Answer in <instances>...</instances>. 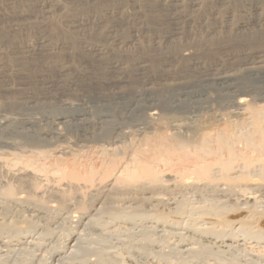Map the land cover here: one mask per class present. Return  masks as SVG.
I'll list each match as a JSON object with an SVG mask.
<instances>
[{"label": "bare ground", "instance_id": "6f19581e", "mask_svg": "<svg viewBox=\"0 0 264 264\" xmlns=\"http://www.w3.org/2000/svg\"><path fill=\"white\" fill-rule=\"evenodd\" d=\"M181 2V0H171L170 4L168 3L166 6L169 7L168 10H172L176 7H182L184 4L181 5ZM201 3L202 0H192L189 6L193 9L199 8ZM160 5L162 6V4ZM253 8L250 11V7L241 6L239 13L242 16L239 14L238 18L236 15L234 16V13L236 14L237 12H233V14L224 12L221 19L215 16L219 15L220 11L213 13L215 16L213 20L214 22L216 21L217 26L208 32L205 37L203 36L204 34L202 36L201 34L200 36L197 35L199 36L195 38L197 39V42L195 41L197 44L193 42L198 47H202L203 50L207 49L209 52H218L220 48L222 50L230 48L228 54L227 52L224 53L227 55L222 53L223 57L221 58L220 56L218 61H216L218 58L213 60L216 62H211V64L201 60L199 56L193 55L194 53L192 52V54L188 50L189 47L184 46L190 42L189 37L187 38L186 36L184 41L179 40L183 32L184 27L182 25L184 23L182 24L180 16H178L179 18H173L175 20L173 24L175 25L172 24L174 27L166 32L165 45L161 47L160 44L155 43L156 45L154 44L153 47L154 50L159 52V55L164 49L169 50V52L173 51L172 53L178 51L177 58L179 57L182 61L181 66L183 68H180L183 69L184 76L178 73L180 76L172 79H168L170 77L165 76L169 74V68L171 67L169 58L168 60L166 59L168 56H165L166 58L162 57L164 63H162V66L158 62L157 66L159 68L156 72L160 73V75L156 78H146L148 63L146 60H139L138 62L134 61L135 63H133L131 68L132 72L134 71V78L132 80L121 79L119 72L122 71L123 67L120 68V63H116L117 60L113 61L107 57L108 54H106L105 47L99 45V43L96 44L94 42V44L92 43L93 41L88 43L92 37H89L88 41L79 39L80 43L78 42L79 37L77 38L76 31L83 27L84 22H80L82 19H79L80 21L74 19L67 22V29L63 34L67 37L68 44L71 47H74L75 42H78V46L76 45L73 48L74 51L78 49L77 53L84 55L87 60L100 63L98 76L105 79V81L102 80L104 82H99L98 80L94 82L80 75V78H71L68 75V70L64 68L66 65L64 66L63 62L59 60L61 53L52 45L48 46V43L46 44L43 38L36 40V46L40 49L42 55L55 59L52 60L55 67L53 66L50 70L54 76L49 78L46 76L47 79L40 83V90L46 96L36 99L30 98L27 101L28 103H36L39 107L47 105L48 98L56 96L51 91L52 89L59 90L62 99L64 94L70 92L71 88L79 84H86L88 88L98 89L96 90L97 97L106 101L109 97L107 90H118V88L122 89L124 86L129 87L132 85L133 88L129 89L130 92L128 93L131 98L137 100L136 98L139 97L140 99L147 95L150 97L149 100L147 99L148 101L155 102V104L148 106L149 108L145 110L144 114V121L149 126L147 130H151L153 133L150 136L152 144L150 143L147 146L150 149L152 146L151 150L153 152L150 151L151 156L148 159L135 157V155H139L138 152L134 156L131 154L135 158L129 159L127 164L124 162L126 165L123 162L119 163L120 159H117L119 161L117 162L115 156L112 159L108 158L107 166L104 167L103 164V166H100L104 167L102 170L100 169V173H94L89 168L81 172L73 164L74 162L68 164L70 162L68 160L67 164L65 162L61 163L60 166L58 165L59 168L55 165L57 167L56 173L59 174V178H61L63 183L58 180L61 183H59L60 187H56L55 193L50 198L51 204L48 206H44L41 202L39 204L36 200V202L34 200L31 201L35 198L31 199L29 198L31 195L29 197L27 195L30 194L31 187L34 188L32 185L34 181L36 182V175L29 172L23 173L20 170L16 173L13 172L8 183L10 184L11 182L15 186L8 185L7 188L5 185L6 197L0 198V264H264V130L260 125H255L256 130L253 136L244 137L245 140L243 139L247 144V148L243 146L244 148L239 151L232 147L230 135H214L208 134V132L203 134L202 131L205 130L207 125L203 120H197L196 123L194 121H192L193 123H185L186 121L179 120L177 116L178 119L172 114L163 117L160 111V108L170 110L176 106L172 104L173 99L171 101L167 100L166 94H173V96L175 92L176 94L177 92L188 94L192 90L196 91L205 85L212 86L215 83L224 86V84L234 82L236 75L238 77H254V82L259 80L260 76H264V49L261 46V48H258L259 46L253 47L255 43L264 41V10L262 9L263 11H261L257 4ZM162 10L164 11V8ZM44 17L48 18L51 16L46 12ZM170 22L172 23V21ZM124 23L126 22L124 21ZM203 23L206 24L205 21ZM120 25H113L109 30L105 29L102 31V35H109L114 30L116 31L113 27L119 28ZM19 28L13 25L9 30H0V38H4L10 32L15 36L19 35L22 32ZM221 32H224L223 36H219ZM139 33H141L139 29H133L129 31L125 41H118L115 38L111 41L110 49H124L129 45L137 44ZM84 37L87 38V36ZM180 38L183 39V36ZM25 46L20 43L18 49L23 60L27 58L29 59L28 62H30L33 58L28 56L30 54L26 52L27 49L24 50ZM183 46L184 48L181 49ZM139 48L142 47L139 45ZM61 49L63 50V48ZM209 52H206L209 54L207 58L211 59L213 53ZM50 64L52 65L53 62ZM149 70L151 69L149 68ZM137 81H139L140 85L138 89H135L134 83ZM246 82L241 85L242 90L250 89L248 85H251L253 80L252 82ZM229 85L231 83L228 84V87ZM20 86H15L6 81L1 83L0 86V92L2 91L5 94L4 97L9 99L7 100L9 101L10 109L13 108L17 112L24 104V99L21 96V98L16 96L17 94H22V87ZM251 89H254L253 85ZM262 89L264 90V88ZM126 90L128 91V89ZM118 94L121 96L127 93L116 92L112 95ZM175 97L177 99L178 96ZM235 99L234 104L238 112L233 115L237 116V118L252 120L250 112L255 113V111H247L248 105H250L247 95L242 94ZM174 101L176 100L174 99ZM258 112L253 117H257ZM18 115L20 114L18 113L14 116ZM14 116L7 117L8 119L5 117L6 121H2L3 119L1 118L2 123L0 125L9 124L8 127H11L15 124L35 125L37 123L32 118H19L20 116L16 118ZM58 117L55 119H65L64 115H59ZM91 124L93 123L90 122ZM147 126L145 127L147 128ZM5 127L7 128V126ZM3 128L1 127V129ZM87 129L91 128L87 127ZM181 129L189 130L191 135L189 137L183 136L182 132H180ZM165 130H169V132L163 134L162 131ZM114 131L115 128L103 137L110 149H113L118 142L116 139L117 134H114ZM127 132L121 130L120 133L122 134L120 136L129 137ZM136 133L138 134V131ZM138 136L144 137V141L150 139L149 136L145 137L144 132H140V130ZM214 138L216 139L214 140ZM212 141L214 144H212ZM189 146H191V149L188 148ZM242 149L243 151L241 152ZM9 154L0 153V165L6 161L5 158L13 157L12 152L11 155ZM9 164H11V161ZM49 177H51V174ZM97 178L100 181H105H102L103 185L101 182L99 183L100 187L95 182ZM117 181L119 183H117L118 186L121 184L120 182L123 183L121 184L122 186L115 187L114 183L116 184ZM81 182L85 188L94 182V185L98 186L91 189L93 185H90L89 189L91 190H87L89 192L88 197H86L88 198L87 201L84 200L85 196H82L84 197L82 198L79 196L80 194L75 196L74 194L73 196L69 194L71 188L72 190L79 188ZM0 185H2V181H0ZM2 187V191H4L5 187L2 185L0 189ZM63 187L69 188L68 194L71 198L73 197V202H75L73 204L75 205L74 215L71 214L72 207H68L71 202L68 200L69 203L67 202L66 204V201H64L65 197L64 200L61 199L57 193ZM31 193H33L32 190ZM193 198L194 202L191 201ZM13 208L16 213L18 212V215L14 217L12 215L9 216ZM21 214H31V216L29 215L30 218H36L43 225L40 224L38 226L32 220L26 221L24 220L26 219L25 216L22 217ZM51 215H53L52 218L50 217ZM54 224L56 228H54ZM50 225H53L54 230L50 229ZM57 230L59 231V237H54ZM159 241H163L165 243H163L164 246H160L162 242L157 246ZM165 248L167 251L164 250Z\"/></svg>", "mask_w": 264, "mask_h": 264}, {"label": "rangeland", "instance_id": "374dc122", "mask_svg": "<svg viewBox=\"0 0 264 264\" xmlns=\"http://www.w3.org/2000/svg\"><path fill=\"white\" fill-rule=\"evenodd\" d=\"M161 1L162 0H160V1L159 0H0V30H9L14 25L18 28L20 27L19 29H20V31H22L21 32L22 35H20L21 33H19V35L15 36L10 32V33L6 34V36L8 35L7 38H6V36L4 38H2V37L0 38V80H1L0 86H1V83L5 82V81L10 83V84H14L15 86L21 85L20 87H22V92H21L22 94H17L16 96L19 98L22 97V99H24L23 107L18 109V112H17V110H14L13 108L10 109L11 107H9V103H8L9 99L7 98L8 99L7 100L6 97H4L5 94L1 91L2 93L0 92V123H2L1 118L3 119L2 121H6L5 117L10 118V117H13L14 115H16L18 113L20 115L21 114L22 115L21 116L18 115V116H14V117L18 118L20 116L19 118H22V117L23 118H30V119L32 118V119H35V121H37V123L35 125L15 124V125H12L11 127H8L9 124L8 125L7 124L6 125L5 124L0 125V153L5 152V154L10 153L9 155H11V152H12V155H13V157L11 156L10 158H7L8 160L10 159L9 161L5 158L6 161L4 160L5 162L3 164L1 163V165H0V167L2 168V169L0 168V181H2V185L5 187L4 191H2L3 187L0 189V194H1L0 198L6 197V194H5L6 186H7V188H8V185H11L12 187L15 186L11 182H10V184L8 182L10 181L11 174L13 172H15V173L19 172V170H20V172H23V173L29 172V173H32L33 175H36L35 177H36L37 183L35 181L33 182L32 186H34V188L31 187V189L29 191L30 194H27L28 197L30 195L32 196V194H33L34 197L30 196L29 198H31V199L35 198V199H32L31 201H33V200H34V202L38 201L37 203L40 204V202H41V204H43L44 206H48L51 204V202H50L51 195H53L55 193L54 191L58 187H60V184H61L60 183L61 178H59L60 177L59 174L56 173L57 167L59 168L61 163L63 164L66 162V164H67V162L70 161V162H68V164L69 163L71 164L74 162L73 164H75L77 169L78 170L80 169L81 172L82 171L84 172V171H86V169L88 170V168H89V170L94 172V173H100L102 168L107 166V161H109V160H107L108 158L112 159V158L116 157L115 158L116 160L120 159L119 160L120 162L118 160H117V162H119V163L125 162L127 164L129 159L135 158V157H139V158L141 157L142 159H148L151 156L150 151L153 152L151 150L152 146H151V149H150V147L147 146L151 143V137L150 136H152L153 133L151 132V130H149V131L147 130V129H149V126H147V123H145V121H144L145 120L144 114H145V110L147 108H149L148 106L149 105L151 106L153 103L155 104V102L148 101L150 99V97L147 95L141 97L140 99L138 97V98H136L137 100H135V98H131V96L128 93L130 92L131 88H133L132 85L131 86L128 85L129 87L121 86L123 88L122 89L118 88V90L117 89L107 90L109 97L107 98L106 101L100 100V98L97 97V95H96L97 91L96 90H98V89L95 90V88H91V87L88 88L86 86V84H79L78 86L73 87L74 89L71 88L70 92H68V93L65 92L66 94H64V97L62 99H61V95H60L61 92H59V90L52 89L51 91L53 93H55L56 96H50L48 98L49 101L47 102L48 103L47 105L39 107V105H37L36 103H32V104L28 103L27 101L30 98L36 99V98H42V97L46 96V94L42 93V91L40 90V83L43 80H46L47 78H49L51 76H54V75H52L50 70L54 66V61H52V60H55V59H53L52 57L49 58L48 56L44 57V55H42L40 49H38L36 46V40L37 39L43 38L44 41H46V44L48 43L47 44L48 46L52 45V47L56 48V50L59 53H61L59 60H61V62H63L64 66L66 65L64 68H66V70H68V75L71 78H76V77L80 78V76L81 77L84 76V77L88 78L89 80L91 79V81L93 80L94 82H95V80H98L99 82H101L102 80L105 81V79H102L100 76H98V73L100 71V67H99L100 63L92 62L89 59L87 60V58L84 57V55L77 53L78 49L76 51L73 50V48H75L76 45L78 46L79 39L88 41L89 37H92L88 43L93 41L92 43H94V42L96 44L99 43V45L105 47L106 54H108L107 57L113 61L117 60L116 63H118V64L120 63L119 64L120 68L123 67L122 68L123 72L122 71L119 72L121 79H125V80L131 79L132 80L134 78V76H133L134 71L132 72L131 68H132L133 63L138 62L139 60H144V61L146 60L148 63L147 64L148 70L146 71V78L152 79V78L158 77L160 75V73L158 74L156 72V70L159 68L157 65L159 63L161 64V66L164 64L163 58H166L165 56H168L166 59L168 60V58H169V60H170L169 63L171 64V67L169 68V70H170L169 74H166L165 76L170 77L168 79H172L173 77L177 78L180 75L184 76V73L182 72L183 67L181 66L182 61L180 60L179 57L177 58V56H178L177 52L178 51L172 53L173 51L169 52V50H165L163 48L164 51L162 50L163 52L160 53V55H159V52L154 50L153 47H154L155 43L160 44L161 47H163L165 45V39L164 38H165L166 32H168V29L169 30L172 29L174 27L173 25H175V24H173V23H175V20H173V18H179L178 16H180L182 24L184 23L182 25L184 27L183 32H182V35L180 36V37L183 36V39L179 37V40L184 41L186 36H187V38L189 37L188 39L190 42H188V44H185L184 46L189 47L188 50L191 53L193 52L194 53V54L192 53L193 55L199 56L201 58V60L207 62L208 64H211V62L214 63V62L218 61L220 56L222 58L223 55H227L228 52L230 51L229 50L230 48L229 49L226 48V50L224 48H223L224 50H222V48H220L218 50V52H209L207 49L203 50L202 47L201 48L198 47L196 45L197 39H195V38H198L200 36V34H201V36H202V34H204L203 36L205 37L206 34L208 35V32H210L214 27L217 26L216 21L214 22V20H213L215 18V16H216V18L221 19L222 14L224 12H228L229 14L230 13L233 14V12H237L236 14L234 13V16L236 15V17H237L239 14L242 16V14L239 13L241 6H244L247 8L250 7V9H251L250 11H252L254 9L253 7H255V4H257V6L259 8H261V11L264 10V0H208V1L202 0V3L200 4L201 7L199 6V8H194V9L190 8V6H189L190 3L192 2V0H181L182 1L181 5L182 4H184V5H182V7H176L175 9H177V10H175V9L168 10L169 7H167L166 5L168 3L170 4L171 0H163V2H161ZM164 3H166V4L163 5ZM160 4H162V6ZM44 5H45V7H44ZM48 5H50V6H48ZM162 7L164 8V11H166V10L167 11L164 12L162 10L163 9ZM186 7H188V8H186ZM216 11L217 12L220 11L221 13L219 12L218 13L219 15L214 16L213 13L214 12L216 13ZM46 12H48V14L51 17H48V18L44 17L45 18L44 19L43 16ZM182 15H184V16H182ZM74 19H76V20L82 19L81 21L80 20L79 21L80 22L83 21L84 24H83L82 28H79L78 31H76L77 32V34H76L77 38L79 37L78 42H75L74 47H71L68 44V39L63 34V32H65L67 29V27H66V24H68L67 22L74 20ZM170 19H172V20H170ZM124 21L126 23H124ZM170 21H172V23ZM204 21L206 22V24L203 23ZM208 21H210V22H208ZM128 22H130V23L128 24ZM120 24H122V25H120ZM113 25H115V26L120 25V27L119 28L113 27L116 29V31L114 30V32H111L109 35L103 36L102 31H104L105 29L109 30V28H111ZM93 29H94V31H93ZM133 29H139L141 32V33H139L140 36L138 35L137 44L129 45V46H127V48H124V49H116V48H114L113 50L110 49L111 44H112L111 41H113L115 38L118 39V41H125L128 34H129V31L133 30ZM99 32L103 37L99 34ZM80 34H82V35H80ZM221 34L219 36H223L224 32H221ZM197 35H199V36H197ZM38 36H39V38H38ZM84 36H87V38ZM216 36H218V35H216ZM82 37H84V38L81 39ZM193 42H195L196 44ZM20 43H21V45H22V43L24 46L26 45L24 50L27 49L26 52L28 54H30L28 56L33 58L30 60V62H28L29 59H27V58H25V60H23V58L21 56V52L18 49ZM62 45H63V47H62ZM139 45L142 48H139ZM189 45L191 46V49H190ZM254 45L255 46H253V47L259 46L258 48L263 47L262 49H264V41L255 43ZM59 46L61 48H63V50L60 48V50H61L60 51L58 49ZM184 46L181 47V49L184 48ZM193 46H195V47H193ZM205 50H207V51H205ZM206 52L213 53V57L211 59H208L207 57L209 56V54H207ZM226 52H227V54H224ZM222 53H223V55H222ZM174 56H176V57H174ZM19 57H20V59H19ZM34 57L36 58V60ZM38 57H40V58H38ZM81 57H82V59H81ZM158 58H159V60H158ZM177 59H178V61H177ZM34 60H35V62H34ZM179 60H180V62H179ZM213 60H216V61H213ZM52 62H53V64L51 65L50 63H52ZM21 63L24 65H22ZM34 63H36V64H34ZM150 64H152V65H150ZM7 65H9V66H7ZM5 66H7V67H5ZM26 66H27V70L29 69V71L26 70ZM180 67H182V68H180ZM149 68L151 70H149ZM11 72H12V74H11ZM28 72H29V75H28ZM34 73H35V75H34ZM46 76H47V78H46ZM43 77H44V79H42ZM263 78H264V76H260L259 77V80L261 79L260 82H259V80L254 82V79H255L254 77H252V78L251 77L248 78V76H242V77L239 76L238 77V75H236L235 76L236 80L234 82L233 81L230 82L231 85H229V87H228V84H230V83L224 84V86L226 85L225 87L222 85L220 86V84L217 85V83H215L214 84L215 86L214 85H212V86L205 85V86H203L204 88L202 87L201 89L196 90L197 92L195 90H192L193 92L188 91L189 92L188 94H185L184 92H177L178 95L175 92L174 96H178L177 99L180 97L179 100H177L176 97L174 98L173 94H171V95L166 94L165 96H166L167 100L171 101L173 99L172 104H174L176 106H175V108L170 109V110L166 109V108H162V109L160 108L161 116L165 117L166 115L168 116V115L172 114V115H175V117L177 116L179 118V120H182L184 122L186 121L185 123H187V122L193 123L192 121H194L196 123L197 120L198 121L203 120L207 124L205 127V130L202 131L203 134H206V132H208V134L210 133V134H214V135H218V134L219 135H221V134L230 135V137H231L230 142H231L232 147L235 150L240 151L241 148H244L247 146V144L244 141L245 140L244 137H248L251 135L253 136V133H255V130H256L255 125H257V124L260 125V127L264 130V90L262 89V88H264L263 87L264 86L263 85L264 84ZM238 79H240V80H238ZM252 80H253V83H251V85H248V87H250V89L242 90L241 85L243 83H245L246 81L252 82ZM10 81H12V82H10ZM104 81H102V82H104ZM84 85H85V87H84ZM139 85H140L139 81H137L136 83H134V88L138 89ZM252 85L254 86L255 90L251 89ZM255 85H258V86H255ZM226 88H228V89H226ZM126 89H128V91ZM119 90H123V91H119ZM194 91H195V93H194ZM116 92H124L127 94H124L121 96H120V94L112 95L113 93H116ZM179 93H180V96H179ZM242 94L247 95V99L249 100L250 105H248V107L250 109L247 107L248 108L247 111H249V110L255 111V113L250 112L252 120L251 119L250 120L249 119H242L240 117L237 118V116L233 115V114L238 112L237 107L234 104V102L236 100L235 98H237L238 96H240ZM147 97H149V98H147ZM183 97H184V99H183ZM96 98H97V100H96ZM131 99L132 100L134 99V100L132 101ZM174 99L176 101H174ZM148 103H150V104H148ZM179 105H180V107H179ZM251 108H252V110H251ZM255 109H257V110H255ZM13 110L15 113L13 112ZM257 112H258L257 117L256 116L253 117L255 114H257ZM10 113H12V114H10ZM252 113H253V115H252ZM11 115H13V116H11ZM59 115H64L65 119L56 120L57 118H59L58 117ZM66 116H67V118H66ZM195 118H196V120H195ZM253 119H255V120H253ZM219 120H221L220 121L221 123L219 122ZM90 122H92L93 124L95 123L94 124L95 127L93 124L90 125ZM86 123H88V124L86 125ZM4 125L7 126L8 129ZM86 126L88 128H91V129H87ZM96 126H98V127H96ZM145 126H147V128ZM207 126H209V127H207ZM1 127L2 128L4 127V128L1 129ZM5 128H6V130H4ZM114 128H115L114 134H117L116 139L118 140V142L116 144L117 147L114 146L113 149L111 148L113 150L112 151L107 146L106 141H104L103 137H105L106 134L113 131ZM137 128H138V130H137L138 134H139V130H140V132L141 131L144 132V134L146 135L145 137H148V136L150 137V139H148L149 142H148V140L144 141V139H143L144 137L142 138V137L138 136V134L136 133ZM86 130H88V131H86ZM89 130H90V133H89ZM121 130L124 132H127L129 134V137L127 136L128 137L127 138L125 135H121L122 137L124 136L122 139V137L120 136V134H122V133H120ZM186 130L187 129H181L180 132H182L181 134L183 136L189 137L191 135V132L189 130H187V131ZM222 130H223V133H222ZM134 131H135V133H134ZM118 132H119V134H118ZM168 132H169V130L162 131L163 134L164 133L166 134ZM136 134H137V136H136ZM118 136H120V137H118ZM136 138H138V139H136ZM215 139L216 138H214V140ZM213 141H212V144H214ZM100 144H102V145H100ZM100 146H101V148H100ZM190 147L191 146H189L188 148H190ZM148 148H149V150H148ZM242 151H243V149L241 150V152ZM41 152H43L44 155ZM137 152L139 153L140 156L135 155V154H138ZM17 154H18V156H17ZM24 154H26V155H24ZM131 154L133 156L135 155V157H132ZM14 155H15V158H17L16 160L14 158ZM117 155H118V158H117ZM23 158H24V160H23ZM73 159H74V161H73ZM10 161H11V164H9ZM12 161H13V163H12ZM125 163H124V165H126ZM102 164L104 165V167H100V166H103ZM14 165H17V166H14ZM91 166H92V168H91ZM19 167H21V168H19ZM24 168L26 169L25 171H24ZM29 168H30V170H29ZM63 168H66V167H63ZM48 173L51 174V177H49L50 174H48ZM7 174H9V175H7ZM47 175H49V176H47ZM58 180H60V181H58ZM96 180L97 181H95V182H96V184L98 183L97 185L99 187L101 186L99 184L100 182L102 185L104 184V183H102V181H104V180L100 181V180H98V178ZM53 181L56 185L53 183ZM95 182L90 183L89 186H86V188H85V186L82 185V182H81V184L79 183L80 186L78 185L79 188L81 187L80 189L73 187L74 189L72 190V188H71V191H70L69 188L63 187L62 190L60 191L61 193L57 192L59 194V197H61V199L64 200V197H65L64 201H66V204H67L68 200H69V202H71V203L68 202L69 203L68 207H70V208L72 207L71 208V212H72L71 214L74 215V213H75V211H74L75 205H73L75 202H73V197L71 198L69 196V194L70 195L72 194V196H73V194H74V196L80 194L79 196H81V197L85 196V198L84 197H82V198H84V200L87 201L88 198H86V197H88L87 195L89 193L87 190L90 191L91 189H94V187L95 188L98 187L97 185L96 186L94 185ZM34 183H35V185H34ZM117 183H118V181L116 182V184L114 183L115 187H120V186H122L121 184H123L122 182H120L121 184L118 186L119 183L118 184ZM86 184H88V183H86ZM2 185H0V187ZM90 185H93V187L91 189H89L91 187ZM65 189H67V190H65ZM31 190L33 193H31ZM45 191H48V192H45ZM52 191H53V193H52ZM72 191H73V193H71ZM68 192H69V194H68ZM191 201L194 202V198L191 199ZM17 213H16L15 209L13 208L12 211L10 212L9 216L12 215V217H14V216L18 215ZM21 215H22V217L25 216L26 219H24V220H26V221L32 220L35 223H37L38 226H40V224L43 225V223L38 222V220L36 218H33V217L30 218L29 215L31 216V214H21ZM52 216L53 215H51L50 217L52 218ZM52 228H53V225H50V229L54 230V228H56L55 224H54V228L53 229ZM58 232H59L58 230L55 232L56 234L54 237H56V236L59 237ZM161 242H162V244L160 245ZM168 242L170 243V241H168ZM163 243H164L163 241H159L157 246L158 245L162 246ZM164 250L167 251L166 248ZM249 258H250V256H249Z\"/></svg>", "mask_w": 264, "mask_h": 264}]
</instances>
